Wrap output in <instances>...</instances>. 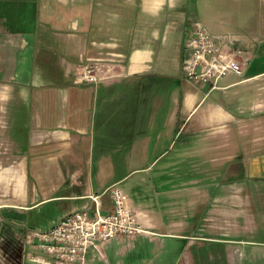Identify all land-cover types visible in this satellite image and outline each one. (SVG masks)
Masks as SVG:
<instances>
[{
    "label": "crops",
    "instance_id": "crops-1",
    "mask_svg": "<svg viewBox=\"0 0 264 264\" xmlns=\"http://www.w3.org/2000/svg\"><path fill=\"white\" fill-rule=\"evenodd\" d=\"M192 21L246 55L243 76L218 89L184 78ZM87 65L96 83L81 81ZM126 182L144 236L164 225L153 203L192 219L175 211L184 192L212 231L222 221L238 235L242 222L252 236L254 204L264 228V0H0V215L25 232H2L0 264L27 259L31 214L64 210L50 229ZM101 203L110 210L107 196ZM175 219L169 226H188ZM123 239L90 250L86 264L106 262Z\"/></svg>",
    "mask_w": 264,
    "mask_h": 264
},
{
    "label": "built area",
    "instance_id": "built-area-1",
    "mask_svg": "<svg viewBox=\"0 0 264 264\" xmlns=\"http://www.w3.org/2000/svg\"><path fill=\"white\" fill-rule=\"evenodd\" d=\"M182 72L193 84L218 89L229 74L243 76L247 57L241 50H226L218 44L204 25L192 21L183 43ZM84 83H96L94 67L84 66ZM107 196L110 210L103 211L101 198ZM90 204L62 218L47 231L31 230L25 235L30 249L27 259L36 264H86L90 250H96L117 238L132 239L147 235L136 216L126 206L124 192L115 185L101 195L88 196Z\"/></svg>",
    "mask_w": 264,
    "mask_h": 264
},
{
    "label": "rangeland",
    "instance_id": "rangeland-1",
    "mask_svg": "<svg viewBox=\"0 0 264 264\" xmlns=\"http://www.w3.org/2000/svg\"><path fill=\"white\" fill-rule=\"evenodd\" d=\"M204 1L211 3L213 0H198L199 8H202V2ZM155 171H157V169H155ZM191 175L193 174H190V176ZM128 186H131V182H126L116 187L121 189L127 198L136 202L135 192L133 190H128ZM214 190L215 189L212 188L211 193H213ZM149 194L152 196L151 191ZM189 195L187 192L183 193V197L179 201L181 204L178 205L175 211L179 214V212L186 207L190 217L192 214V219L184 220L180 216V214H184L183 211L179 215L175 214V212H173V214L162 212L166 210L164 208L160 209L156 203H153L155 213L161 217L164 223L156 232L158 234L151 237L137 235L132 239L124 238L118 245L113 243L106 248L107 252L104 251V254L107 263L97 258L95 262L91 264H231L229 261L230 256H234L238 260L237 264H250L251 252H256V257L259 253L264 252V228L260 226L257 217V214L261 212L258 205L254 204V206L250 208L251 211H254L251 214L253 216L255 215L257 218V229L255 230V234L246 236L247 231H243L242 222H239L238 235L241 234L238 236L229 234L228 231L232 229V227L223 224L222 221L217 222L219 231H212L211 227H209V224L212 226V223L209 221V223L207 221L201 223L200 219H202L205 214H202L204 206L190 211V208L187 207ZM256 201L259 203L260 198L256 197ZM64 204L65 203L61 202L56 205L64 206ZM243 210L245 215L251 212L249 208L244 207ZM62 211L64 210L48 212L38 219L31 214L24 225L28 228L34 226L32 229L38 232L46 231L49 229L47 227L51 225V221H54ZM175 217H178V220L181 222H188V226L182 229L169 226L171 223L177 222ZM0 222L3 227L0 237L2 232L11 230L14 234L16 232L17 234L19 233L18 236L22 239V235H24L25 232L24 229L20 230V227L15 224L18 223V221L10 222L0 215ZM239 240H243L245 243L237 242ZM1 243L2 242H0V244ZM12 243L13 242L10 244ZM258 262L259 264H264V258H259ZM23 264L36 263H32L28 259H25Z\"/></svg>",
    "mask_w": 264,
    "mask_h": 264
},
{
    "label": "water",
    "instance_id": "water-1",
    "mask_svg": "<svg viewBox=\"0 0 264 264\" xmlns=\"http://www.w3.org/2000/svg\"><path fill=\"white\" fill-rule=\"evenodd\" d=\"M0 228H1V222H0Z\"/></svg>",
    "mask_w": 264,
    "mask_h": 264
}]
</instances>
